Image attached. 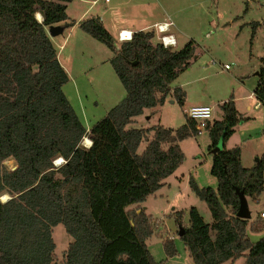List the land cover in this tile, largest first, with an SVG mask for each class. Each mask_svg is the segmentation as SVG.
Masks as SVG:
<instances>
[{
	"label": "trees",
	"instance_id": "1",
	"mask_svg": "<svg viewBox=\"0 0 264 264\" xmlns=\"http://www.w3.org/2000/svg\"><path fill=\"white\" fill-rule=\"evenodd\" d=\"M71 1L0 0V197H9L0 200V264H160L145 243L153 234L152 217L139 205L183 163L179 143L197 131L187 117L177 129L127 126L169 95L183 104L184 92L171 84L193 59V42L178 51L164 48L153 43V30H142L116 51V41L96 17L78 22L82 32L113 52L109 62L125 90V98L87 132L63 94L68 75L47 33L50 26L74 25L66 13ZM251 25L253 38L260 23ZM257 76L253 93L264 106V58ZM219 110L222 119L207 126L211 148L223 143L210 165L217 190L188 180L211 221L204 222L192 207L184 226L183 212H177L179 239L193 264L241 257L244 264H264V237L252 243L247 231L259 229L235 217L237 191L254 202L263 191L264 153L252 168L242 167L241 149L224 148L241 117L232 99ZM84 138L89 147L82 146ZM143 141L146 147L138 153ZM9 159L14 170L3 164ZM57 159L63 162L55 165ZM133 205L136 210H128ZM57 224L72 242L56 263L52 229ZM163 248L166 256L176 253L168 238Z\"/></svg>",
	"mask_w": 264,
	"mask_h": 264
},
{
	"label": "rangeland",
	"instance_id": "2",
	"mask_svg": "<svg viewBox=\"0 0 264 264\" xmlns=\"http://www.w3.org/2000/svg\"><path fill=\"white\" fill-rule=\"evenodd\" d=\"M69 6L70 13L74 15L89 5L72 0ZM106 7L119 8L121 11L127 8L129 12L124 10L119 15V21L124 24H130L136 19L138 9L150 8L155 15L157 12L158 16L162 15L167 21H172L170 33L178 40L175 50H180L189 42L194 45L193 59L171 84V88H180L184 92L183 104L180 106L169 95L162 106L146 109L127 128L145 129L160 125L177 129L186 120L184 112L187 107L214 104L218 109L221 100L224 102L239 97L235 109L241 119L233 128L234 133L225 141L224 148L239 147L242 164L246 167L254 165L264 153V106L259 104L254 108L257 99L252 93L258 81L255 72L259 70L264 58V0H110L107 4L97 0L93 12L103 13ZM91 15L89 12L87 18ZM152 15L147 12L145 17ZM253 22H259L260 26L252 38ZM67 34L65 32L58 37L55 43L59 51L58 61L66 68L69 79L62 91L88 132L92 124L106 116L110 107L125 98V90L110 60H107L113 56L107 46L80 30L72 34L63 48L59 49V44ZM116 43L118 47L121 45ZM153 43H158L156 36ZM224 64L229 65L228 70L222 68ZM249 95L252 97L249 98ZM247 106L250 108L246 109ZM151 136L152 133L149 138ZM86 139L82 141L83 145ZM146 144L147 141L140 144L138 153L143 152ZM179 147L184 153L183 163L163 181L162 188L149 195L142 204L146 207L145 214L151 215L153 220V234L145 243L153 260L160 264H193L184 243L177 235L179 226L174 217L177 212H183L181 222L184 226L188 225V212L192 207L198 210L204 222L211 221L207 205L189 187V178L200 188L217 190L216 179L211 175L210 165L215 153L211 148L208 131L182 140ZM3 164L7 169L16 166L13 160H6ZM262 179L263 191L258 203L248 202L251 221L254 220L253 224L258 229L263 225L261 218H256L264 210V174ZM0 200L6 199L0 197ZM131 208L136 210L135 205L129 206L128 210ZM260 230L263 231L262 228ZM260 230L257 234L247 231V237L252 243L264 237V231ZM167 238L174 242L176 253L173 256L165 255L163 241ZM52 240L57 263L62 260L63 252L72 238L62 224H57L52 229ZM244 262L245 259L241 257L223 264Z\"/></svg>",
	"mask_w": 264,
	"mask_h": 264
},
{
	"label": "crops",
	"instance_id": "3",
	"mask_svg": "<svg viewBox=\"0 0 264 264\" xmlns=\"http://www.w3.org/2000/svg\"><path fill=\"white\" fill-rule=\"evenodd\" d=\"M78 2H82V3H85V4H88L89 6L87 7V8H84L81 12H79L78 14H74V15H72L71 13H70V6H69V4L71 3V2H69L66 6H67V11H66V13H67V17H68V22L69 21H73L74 22V25L72 26V27H70L69 29H66V30H64L63 31V33L62 34H60V35H58V36H55V37H49L50 38V41L53 43V45L55 46V43H56V39L58 38V37H61V36H63L64 34H65V32H67L68 34L66 35V37L65 38H63V40H62V43L61 44H59V49H61V48H63V46H64V44L65 43H67L66 42V40L68 41V39H69V37L72 35V34H76V32H79L80 31V28L78 27V22H80L81 20H84V19H87V14H89V12L92 14L90 17H96L102 24H103V26H104V28L105 29H107L108 30V32L110 33V35L112 36V38L115 40L116 39V34H117V32L119 31V30H124V29H128V30H130V31H132V32H140V31H149V30H153V26L155 25V24H160L161 22H164V21H167V19H165L162 15H160V16H158L157 15V12H156V15L153 13V11L150 9V8H142V10L141 9H138L137 10V17H136V19L134 20L135 22H136V24H135V22L133 21V22H131L130 24H124V23H121L119 20H120V18H119V15L121 14V13H124V10L125 11H128V9L126 8V9H123L122 11H121V9H119V8H117V9H112V8H110V7H106L105 8V12H103V13H100L99 11L96 13V14H94V12H93V10L95 9V7H96V3H97V0H77ZM104 1V3L105 4H107V3H109V1L110 0H103ZM113 7H114V5H113ZM131 8L133 9V7L131 6ZM155 9V8H154ZM140 10V11H139ZM107 11H109L110 12V15L109 16H107ZM129 12V11H128ZM150 13V14H153L152 15V17H148V18H146L145 17V14L146 13ZM152 12V13H151ZM163 12H165V10H163ZM115 17H114V16ZM170 22H172V21H170ZM135 24V25H134ZM60 26H62L63 24H59ZM172 27H173V24H172V26L170 27V31H171V29H172ZM156 36V35H155ZM173 37H174V35H173ZM174 40H175V47H173L172 49H174L175 50V48L178 46V40H176V38L174 37ZM58 44V43H57ZM56 47V46H55ZM58 53H59V51H57V59H58ZM111 58V57H110ZM109 58V59H110ZM109 59H107V60H109ZM61 64V63H60ZM61 66L63 67V69L64 70H66V68L61 64ZM66 72V71H65ZM253 93V92H252ZM253 95H254V93H253ZM233 97V96H232ZM252 97V95H249V98H251ZM239 97H237V98H231L232 100H233V103H234V107L236 108V103H237V99H238ZM225 99V98H224ZM223 99V100H224ZM226 101H228V100H225L224 102H226ZM224 102H222V100L219 102L220 103V105H221V103H224ZM259 102L257 101V103L255 104V106H254V108L256 107H258L259 106ZM206 105V104H205ZM115 106V105H114ZM209 106H211L212 107V110H213V112H214V115L216 116V117H219V119H217L216 117L214 118V121H219V120H221L222 119V112H220V110H219V105L217 106L218 107V109H216V107H214V104L213 105H209ZM260 106H262V105H260ZM110 108H112V107H110ZM109 108V109H110ZM250 107L249 106H247L246 107V109H249ZM108 109V110H109ZM236 110V109H235ZM108 112V111H107ZM106 112V113H107ZM237 112V111H236ZM239 113V112H238ZM185 116H186V114H185ZM137 118V117H136ZM135 119V118H134ZM240 163H241V165H242V167H245V168H252L253 167V165H251V166H248V167H246V166H244L243 164H242V161H241V157H240ZM256 164V163H255ZM246 200H247V203L248 202H250V203H252V204H256V203H258V201H259V198H258V201L257 202H254L251 198H248V197H246ZM250 203H248V205H250ZM142 206V205H141ZM144 207L142 206V208H141V210L142 211H146V207L143 209ZM264 210H261L260 212H259V214L261 213V212H263ZM137 213H138V211H137ZM259 214H258V216H257V218L256 219H258V217H259ZM147 215V214H146ZM148 216V215H147ZM151 216V215H150ZM152 217V216H151ZM261 221H263V225H262V229H263V231H264V218H261ZM248 222L250 223V225L252 224V223H254V220L253 221H251V212H250V219L248 220ZM207 223H210V221L209 222H207ZM261 228H259V230L261 229ZM261 231V230H260ZM263 231H261V232H263ZM259 232V231H258ZM255 234H257V233H255ZM227 262H231V261H227ZM231 264H233V263H231Z\"/></svg>",
	"mask_w": 264,
	"mask_h": 264
},
{
	"label": "built area",
	"instance_id": "4",
	"mask_svg": "<svg viewBox=\"0 0 264 264\" xmlns=\"http://www.w3.org/2000/svg\"><path fill=\"white\" fill-rule=\"evenodd\" d=\"M172 26V22L170 21H164L160 24H155L153 26V31L155 32L156 39L158 40V43L162 44L164 48H173L175 47V40L173 35L170 33V27ZM133 35V32L124 29L119 30L116 34V41L118 43H124L131 40ZM222 68L224 70L229 69V65L224 64L222 65ZM186 117L193 121L195 123V130L197 131V135H201L203 131H207V126H210L214 117V112L212 110V107L209 105H200V106H190L187 107L185 112ZM264 129V128H263ZM87 131V130H86ZM86 139V138H84ZM91 144V141H89L88 145H83L84 147H89ZM62 159L55 160L54 164L59 165L62 163ZM261 218H264V211L259 214Z\"/></svg>",
	"mask_w": 264,
	"mask_h": 264
},
{
	"label": "water",
	"instance_id": "5",
	"mask_svg": "<svg viewBox=\"0 0 264 264\" xmlns=\"http://www.w3.org/2000/svg\"><path fill=\"white\" fill-rule=\"evenodd\" d=\"M35 18H36V20L38 22H40L39 19L36 17V14H35ZM63 31H64V29H63L62 26H60V25H54V26H50V28H48L47 33H48V36L49 37H55V36H58V35L62 34ZM113 46H114L115 50L118 51V48L119 47H118L117 43H114ZM135 64H136V62H134L132 64V66H134ZM255 74L257 75V72H255ZM222 145H223V143L220 140L219 143L217 144V146L215 148H213L214 149L213 152L214 153L220 152V150L222 148ZM258 160H259V158H257L256 163H257ZM14 169H15V167H13L11 170H14ZM236 193H237V197H238L239 207L237 209V212H236L235 217L238 218V219L241 218V219H247V220H249L250 219V211H249V205L247 203L246 197H245V195H244V193L242 191H239V192L237 191ZM139 212L140 211H138V213ZM182 234H183V228L182 227H179L178 228V234H177L178 237L180 238L182 236Z\"/></svg>",
	"mask_w": 264,
	"mask_h": 264
},
{
	"label": "bare ground",
	"instance_id": "6",
	"mask_svg": "<svg viewBox=\"0 0 264 264\" xmlns=\"http://www.w3.org/2000/svg\"><path fill=\"white\" fill-rule=\"evenodd\" d=\"M36 17L39 19V21H41V16H40L38 13H36ZM85 144H86V145L89 144V141H88L87 139L85 140ZM85 144H84V145H85ZM9 160H12V159H9ZM9 160H8V161H9ZM60 161H61V159H60ZM10 162H11V161H10ZM1 197H2V200H5V199L7 200V199H8V196H7V195H2ZM6 200H5V201H6Z\"/></svg>",
	"mask_w": 264,
	"mask_h": 264
}]
</instances>
